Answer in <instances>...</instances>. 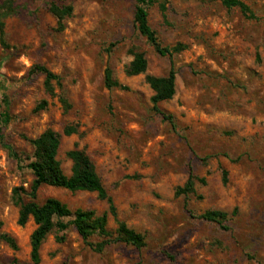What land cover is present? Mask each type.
Here are the masks:
<instances>
[{"label": "rangeland", "instance_id": "1", "mask_svg": "<svg viewBox=\"0 0 264 264\" xmlns=\"http://www.w3.org/2000/svg\"><path fill=\"white\" fill-rule=\"evenodd\" d=\"M241 1L255 19L220 1L155 0L149 9L161 44L186 47L174 59L175 96L159 106L166 120L146 77L166 76L170 60L137 31L135 0H0V114L7 99L12 121L3 135L18 155L0 145V264H34L35 224L19 226L13 194L34 180L29 141L66 127L77 133L61 141L65 175L67 153L85 151L116 216L94 193L43 187L39 202L107 214L113 235L123 222L146 246L98 254L70 226L48 236L40 264H264V0ZM53 5L71 14L60 22ZM132 50L148 61L143 75L126 74ZM36 66L60 78L53 97ZM108 68L126 89L106 88ZM43 101L47 109L36 111ZM190 174L194 193L177 197ZM208 211L226 213L229 230L197 218Z\"/></svg>", "mask_w": 264, "mask_h": 264}, {"label": "trees", "instance_id": "2", "mask_svg": "<svg viewBox=\"0 0 264 264\" xmlns=\"http://www.w3.org/2000/svg\"><path fill=\"white\" fill-rule=\"evenodd\" d=\"M220 1L222 5L228 9H238L249 19H255L254 13L241 0H198ZM155 0H135L134 22L139 34L154 48L155 52L162 57L170 60V70L166 76L155 77L147 76L146 82L153 91L151 102L156 113L161 114L164 119L171 120V116L162 112L159 108L163 102L170 101L176 93L177 71L175 68V56L180 54L186 48L182 44L173 47L163 46L157 36L156 31L151 27L149 22V9L154 5ZM52 13L61 22L66 16L71 14L69 8H59L55 5L51 7ZM1 27L2 24H0ZM0 31L2 29L0 28ZM133 60L126 69V74L130 77L143 75L148 70V61L139 50H132ZM34 72L41 73L45 76L44 89L48 96L53 97L54 83L60 85V78L49 71L46 67L36 66ZM104 83L107 89H126L113 77L110 68L106 69ZM6 110L0 114V145L7 149L13 157L18 159L13 147H11L5 136L3 129L7 127L12 116L9 113V102L4 99ZM65 103V101H63ZM48 102L43 101L36 111L46 110ZM77 133L75 127H66L62 133L55 132L51 129L43 132L38 138L30 140L33 147V155L28 168L32 171L34 180L29 192L24 189H15L13 194L14 204L19 208L18 224L24 227L30 220H33L35 229L30 238L31 244V260L34 264L41 263V249L48 238L54 231L59 233L65 232L70 226L74 227L83 243L92 249L95 253H103L107 247L115 244H124L131 246L137 250L145 248V238L130 229L125 223L119 222L116 235H113L107 229L108 215H97L93 210L84 211L81 209L72 211L67 205L57 199H47L45 202H39V192L43 187H52L65 190L69 193L87 192L94 193L102 201H106L109 205V213L116 216V210L112 198L108 195L104 188L95 166L85 151L74 149L67 153L68 159L72 163L71 175H65L61 162L58 159L63 137H70ZM194 176L190 174L188 181L183 188H179L176 196H188L194 193ZM200 220L215 223L223 230L228 231L226 226L228 215L220 211H208L197 217ZM69 220L68 222H65ZM93 237L100 238V241L93 243ZM13 250H17L15 240L8 236H2ZM63 238H57L62 241Z\"/></svg>", "mask_w": 264, "mask_h": 264}]
</instances>
